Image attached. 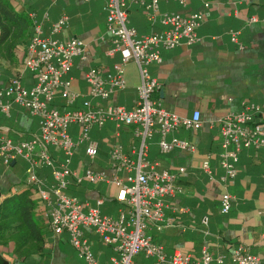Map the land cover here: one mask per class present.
<instances>
[{"label": "crops", "instance_id": "0c3cea01", "mask_svg": "<svg viewBox=\"0 0 264 264\" xmlns=\"http://www.w3.org/2000/svg\"><path fill=\"white\" fill-rule=\"evenodd\" d=\"M9 2L28 19V27L15 42L11 55L5 56L3 48H0V89L14 76H20L27 86L34 83L33 75L25 68L27 46L34 33V25L41 23L46 34L49 26L63 14L69 16L67 34L78 36L87 44L85 56L74 60L69 74L75 90L83 94L88 92L84 75L91 67H101L105 73L112 72L113 65L120 61L119 53L114 56L108 53L113 43L107 32L106 14L102 11L104 0ZM164 2L174 10L202 11L204 20L197 30V42H183L172 49L162 50V61L150 64L151 75L161 85L155 98H159L167 110L180 116L191 117L195 110H200L201 126L197 129L180 126L167 135V139L178 137L194 143V151L175 149L162 152L159 132H154L156 139L152 145L147 143L148 157L155 158L153 163H157L159 170L176 171L185 167V172L177 179L183 191L166 199L169 207L165 209L162 229L149 225L147 231H153V234L148 233L154 242L164 245L168 256L179 249L183 254L198 259L207 249L214 256L224 255L226 263H231L234 250L245 246L251 253L259 255L260 264H264V147L244 148L240 152L237 175L228 187L234 197L233 206L230 212L223 213L220 201L223 187L219 181L224 173L219 164L223 136L216 123L227 112L241 109L243 101H254L264 107V0H191L184 9L176 3ZM33 12L37 14L34 18L31 17ZM47 13L48 18H45ZM146 18L144 10L137 5L133 19L142 32L150 30ZM152 26L151 32L161 30L156 24ZM232 32H238L237 43L232 40ZM125 76L127 87L114 93L104 103L121 104L127 109L135 106L140 79L135 61L126 64ZM60 98L57 95L54 101ZM0 129L18 141L38 133L39 125L27 110L13 102L8 115L0 112ZM98 132L101 139L92 138L99 145V160L98 156L91 160L85 151L80 150L74 168L83 164V167L91 166L96 170H110V152L114 145H121L126 154L136 159L140 141H137L139 137L135 135L133 126L118 127L117 123L108 122ZM207 155L211 158L213 179L202 168ZM2 161V201L13 193L28 191L35 206L36 203L40 206V211L39 206L36 212L34 209V216L40 224L41 237L38 242L29 238L21 248L14 234L1 238L0 264H87L70 243L68 232L55 235L49 228L44 204L36 188L27 184L25 160L20 162L16 159L9 165ZM40 173L42 177H47L48 182L53 181H49L44 170ZM101 183L87 185L83 189L73 186L71 190L79 191L84 195L83 199L92 201L103 197L107 209L121 204L115 199L117 188L107 182L110 186L104 193ZM205 216L208 217V224L202 221ZM84 231L100 263L117 256L114 247L104 243L93 228H85ZM155 261V257L141 252L133 258V264H155Z\"/></svg>", "mask_w": 264, "mask_h": 264}, {"label": "built area", "instance_id": "2783aa9c", "mask_svg": "<svg viewBox=\"0 0 264 264\" xmlns=\"http://www.w3.org/2000/svg\"><path fill=\"white\" fill-rule=\"evenodd\" d=\"M131 1L145 8L152 25L160 17V23L166 27L138 37V30L128 25L127 0H104L107 32L113 43L108 53L111 56L119 53L120 61L113 65L112 72L105 73L101 67H91L86 71V94L74 89L72 77L64 78L70 74L75 58L85 56V40L78 36L54 37L68 25L69 16L61 15L52 24L49 35L44 33L41 23H35L25 59V68L32 73L35 81L28 88L20 76L12 77L0 89V112L8 115L12 103L16 102L39 118L40 131L28 139L14 141L5 130L0 129V158L7 165L19 156L26 160L27 184L36 188L46 210L49 228L55 235L68 232L70 243L87 264H133L134 256L140 252L155 257V264H260V256L251 253L245 246L234 250L231 263H226L224 255L214 256L207 249L198 259L183 254L179 249L168 256L164 245L154 242L147 231L149 225L162 229L165 209L169 207L166 199L183 191L177 179L185 172V167L176 171L159 170L157 163L148 159L147 138L159 132V145L164 153L175 149L194 151V143L178 137L167 139V135L180 126L192 129L201 126L200 110H195L191 117L180 116L167 110L162 101L155 98L161 85L151 75L148 66L162 61V48L172 49L183 42H197V30L204 14L202 11L188 15L174 11L160 12V0ZM173 1L186 7L189 0ZM205 5L208 7L209 3ZM36 15L31 13L33 18ZM45 18H48V13ZM237 35L238 32H232V40L236 43ZM132 60L137 63L140 72L135 106L127 109L121 104L104 103L114 93L127 87L125 66ZM57 95L68 105H74L80 99L82 103L76 109L61 110L57 105L50 106ZM109 120L115 121L118 127H134L135 135L140 138L136 159L126 154L121 145H114L110 152V170H96L91 166L83 167V164L71 167L76 150L81 147L91 160L99 155V145L90 133L95 125L103 127ZM71 123L80 125L77 140L69 133ZM216 123L223 136V151L219 160L224 169L219 177L223 187L221 211L228 213L234 202L228 187L237 175L240 152L244 148L264 147V107L246 100L241 109L227 112ZM50 145L58 150L51 152ZM58 151L64 153L63 161ZM210 159L207 155L202 168L213 179ZM45 166L52 168V182L41 176L40 170ZM103 181L117 188L115 199L125 206L120 208L117 216L102 213L103 197L92 201L67 192L74 183L97 184ZM202 221L208 224V217L205 216ZM85 228H93L104 243L114 247L117 256L100 263L85 236Z\"/></svg>", "mask_w": 264, "mask_h": 264}, {"label": "trees", "instance_id": "16d2710c", "mask_svg": "<svg viewBox=\"0 0 264 264\" xmlns=\"http://www.w3.org/2000/svg\"><path fill=\"white\" fill-rule=\"evenodd\" d=\"M27 27L28 19L9 0H0V48L5 56L11 55L15 42ZM34 209V200L28 191L6 196L0 204V239L14 234L19 248L26 245L29 238L40 241L41 228Z\"/></svg>", "mask_w": 264, "mask_h": 264}, {"label": "rangeland", "instance_id": "374dc122", "mask_svg": "<svg viewBox=\"0 0 264 264\" xmlns=\"http://www.w3.org/2000/svg\"><path fill=\"white\" fill-rule=\"evenodd\" d=\"M191 2V0H189L188 1V4ZM136 3V2H135ZM133 4V3H131V0H127V7H128V14H130V20H129V22H128V25L129 26H132V27H135L137 30H138V37H140L141 35H143V34H148V33H151V28L153 27L152 26V23H151V21H149V19H148V16H147V12H146V10H145V8L142 6V5H140V4H138V3H136V4ZM172 3H176L177 5H179V7H181V8H185L182 4H180L179 2H176V1H173V0H171L170 1V4H172ZM137 5L138 6H141V8L144 10V12L146 13V16H147V18H146V20H147V24H148V26H149V28H150V30L149 31H146V32H142L141 30H140V28H139V26H138V24L134 21V19H133V13L135 12V9H136V7H137ZM103 11V10H102ZM167 11H174V12H178V13H181L182 15H188V14H190V12H183L182 11V9H179V10H174L173 8H171L168 4H165V2H164V0H160V12H167ZM104 12V11H103ZM156 25H158V26H160V29L161 30H163L166 26H163L161 23H160V17H159V19H158V22L156 23ZM69 25H66V26H64V29L60 32V33H57V34H55L54 35V37H56V38H63L64 36H67V37H71V36H69V34H67V32H66V30H67V27H68ZM50 27V30H51V28H52V25L51 26H49ZM106 28V27H105ZM50 30L48 29V31H47V33H46V35H49L50 34ZM158 31H160V30H158ZM49 32V33H48ZM161 50H165L164 48H162ZM77 58V57H76ZM75 58V59H76ZM150 66V65H149ZM148 66V67H149ZM31 75H32V73L31 72H29ZM70 75H68V76H64V78H68ZM25 85H26V83H25ZM88 85V84H87ZM28 88H30V86L28 85ZM56 103H58V104H63V105H66L65 107L63 106L62 108H61V110H64V108L65 109H67V110H72V109H76L77 107H79L80 105H81V103H82V101H81V99L80 100H78L74 105H68L67 103H66V101L65 100H63L62 98H60V99H56L54 102H52V103H50V106H54ZM257 103V102H256ZM18 106H19V104H18ZM21 106V105H20ZM61 106V105H60ZM22 107V106H21ZM25 109V108H24ZM26 110V109H25ZM29 112V111H28ZM30 113V112H29ZM33 116V118L35 119V121L36 122H38V125H39V118L37 117V116H34V115H32ZM108 122H114V123H116L115 121H111V120H109ZM108 122L104 125V126H106L107 124H108ZM79 128H80V125L78 124V123H71L70 125H69V133H70V135L72 136V138L74 139V140H77V138H78V135H79ZM99 126L98 125H95L94 127H93V129H92V131H91V133H90V135L94 138V139H97L98 141H99V139H101V134L98 132V130H99ZM40 131V130H39ZM171 133V132H170ZM169 133V134H170ZM168 134V135H169ZM154 136V133L151 135V136H149L148 138H147V143H148V145H152L151 143L154 141V139H156V136L155 137H153ZM16 141V140H15ZM137 141L139 142L140 141V139L139 138H137ZM50 147V150H51V152H53V151H57L56 150V147H54V146H52V145H50L49 146ZM255 149V148H254ZM80 150H82L83 152H84V147H81V148H79L78 150H76V155H75V157H74V160H73V163L71 164V167H74V165L76 164V162H77V158H79V156H80ZM58 153H60V155H61V161H63L64 159H65V155H64V153L61 151H58ZM1 159V158H0ZM148 159L151 161V162H155V158H153L151 155L148 157ZM21 160H25L24 158H22L21 156H19L18 157V161H20L21 162ZM97 160H99V156H98V158H97ZM0 161H2V159L0 160ZM3 162V161H2ZM20 162H18L19 164H20ZM25 163H26V166L24 167V170L27 168V162H26V160H25ZM104 163V162H103ZM44 172H46L47 173V175H48V177H49V181H51L52 180V168L51 167H48V166H45L44 167ZM101 184H103L102 186H101V189H103V191H104V193H106L107 192V190H108V187L110 186L107 182H105V181H103V183H101ZM87 185L88 186H94L95 184L94 183H89V182H84V184L83 185H75V183L74 184H72V185H70V188L68 189V193L70 194V195H76V196H78V197H80V198H84V195L82 194V193H80L79 191H72L71 189H72V187L73 186H78V187H80L81 189H83L85 186L87 187ZM38 206L39 205H37V203H36V206H35V212H36V210L38 209ZM125 206L124 205H122V204H116V205H114V207L112 208V209H107L106 208V205H103L102 207H101V210H102V213L103 214H109V215H112V216H117L118 215V213H119V210H120V208H124ZM38 211H40V206H39V210ZM43 227H44V229H45V225H43ZM148 232H150L151 234H153V231H148ZM141 253H144V252H141Z\"/></svg>", "mask_w": 264, "mask_h": 264}, {"label": "water", "instance_id": "95a60500", "mask_svg": "<svg viewBox=\"0 0 264 264\" xmlns=\"http://www.w3.org/2000/svg\"><path fill=\"white\" fill-rule=\"evenodd\" d=\"M2 191L0 190V203H1V201H2Z\"/></svg>", "mask_w": 264, "mask_h": 264}]
</instances>
